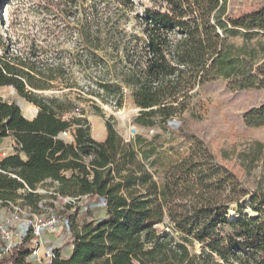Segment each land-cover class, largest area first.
I'll return each mask as SVG.
<instances>
[{"label":"trees","instance_id":"obj_1","mask_svg":"<svg viewBox=\"0 0 264 264\" xmlns=\"http://www.w3.org/2000/svg\"><path fill=\"white\" fill-rule=\"evenodd\" d=\"M154 1L136 17L139 35L117 23L105 30L111 16L103 20L95 0H46L79 24L76 33L84 48L73 63L100 71L90 84L98 89L90 93L105 101L112 96L121 108L127 89L140 108L137 123L170 126L184 117L194 91L208 82L226 79L237 89L264 87V45L259 63L258 49L228 39L240 29L246 38L264 34V6L232 15L227 0ZM118 4L120 23L134 3ZM39 55L38 50L14 53L0 32V88L14 87L39 108L27 118L18 103L0 94V138L16 142L15 153L0 160V204L21 198L19 204L40 212L45 195L38 188L47 180L54 189L46 205L74 200L66 202L62 214L72 250L65 258L54 249L51 264H264V218L245 211L246 187L201 139L169 166L159 184L136 145L125 141L109 119L107 137L99 141L73 99L42 93L78 87L79 81L71 68L66 78L63 64L44 62ZM245 122L263 125L264 104L249 110ZM66 130L74 132V142L61 138ZM258 195H251V204L264 212V192ZM232 203L237 210L230 217ZM92 205H102L105 215L81 221L80 214L90 215ZM31 240L29 225L0 264H33Z\"/></svg>","mask_w":264,"mask_h":264},{"label":"rangeland","instance_id":"obj_2","mask_svg":"<svg viewBox=\"0 0 264 264\" xmlns=\"http://www.w3.org/2000/svg\"><path fill=\"white\" fill-rule=\"evenodd\" d=\"M95 1L100 4L97 8L101 11L100 17L103 20L106 19V15L111 16L106 28L103 23L105 30L113 28L117 23L119 28H124L126 32L139 35L142 33L137 15L142 14L147 7L156 5L154 0H132L134 10H128L119 23L118 0ZM45 2L46 0H0V32L11 50L24 55H31L33 50H38L40 60L63 64L68 70L66 78L69 77V68H71V72H74L79 81L78 87L45 90L42 92L44 95H59L73 99L78 106L76 110H80L76 112L84 110V116L89 119L94 138L100 137L109 119L125 141H131L136 145L139 158L146 163L159 184H163L169 166L188 155L194 143L201 139L216 159L227 166L246 187L247 193L242 199V203L247 206L245 211L249 215L257 214L264 218V212L256 211L251 204V195L254 192L259 191V198L264 192V124L249 126L245 122V114L249 110L264 104V87L237 89L229 80L217 79L194 91L189 110L182 119H178L180 122H174L176 125L173 123L170 126L159 123L154 126L141 125L136 122L140 108L135 105L127 89L123 90L124 102L121 108L115 106V98L112 96H108L109 100L105 101L103 97L90 93L89 90L98 89L90 84L95 83V76H98L100 71L95 66L81 70L73 63L77 53L82 52L84 48L76 33L79 24L75 19L61 14L56 5L49 6ZM261 6H264V0H227V13L240 15ZM116 38L117 35L112 40L115 43ZM228 39L230 43L247 50L255 47L259 53L257 56L259 63L263 61L261 46L264 45V34H255L252 38H246L240 29L238 33L229 34ZM103 44L111 46V49L115 48L113 43L109 45L103 42ZM0 94L5 100L18 103L24 114L29 113L27 107L29 102L20 96L14 87L3 86ZM97 106L101 109H96ZM1 148L7 150V154L16 151L15 147ZM53 189L50 180L39 186L38 191L45 195L44 202L53 200L49 197ZM21 202L22 199L18 198L15 205H18L22 211H16L13 205L0 204V224H5L18 238L28 229L29 221L33 219L34 214L43 218L54 214L58 224L44 228L45 245L52 250L60 248L64 255H68L72 239L62 215L63 212H67L65 204L68 201L54 200V206L43 202L40 213L33 211L31 207L19 204ZM255 206L260 207L258 204ZM90 210V215L85 211L80 214L81 221L99 218L106 213L102 205H92ZM236 210V204L232 203L230 211L235 213ZM199 250L200 243L196 242L194 251ZM32 258V256L28 257V259Z\"/></svg>","mask_w":264,"mask_h":264},{"label":"built area","instance_id":"obj_3","mask_svg":"<svg viewBox=\"0 0 264 264\" xmlns=\"http://www.w3.org/2000/svg\"><path fill=\"white\" fill-rule=\"evenodd\" d=\"M61 138L66 141L74 142L75 136L72 130H66L61 133ZM7 156V150L0 147V160ZM65 201H74L69 198H64ZM44 200L40 203L42 207ZM45 203V202H44ZM14 206L16 211H22V209L11 203ZM40 213V212H39ZM58 224L57 218L54 214H49L48 217L43 218L42 216L34 214L32 220L29 221L31 226L32 240L30 244V250L32 259H29L33 264H51L54 258V250L46 247L45 241L43 238V230L45 227L51 226L54 227ZM22 240V235L20 237H15L9 228L5 224H0V258L12 252L13 246Z\"/></svg>","mask_w":264,"mask_h":264},{"label":"crops","instance_id":"obj_4","mask_svg":"<svg viewBox=\"0 0 264 264\" xmlns=\"http://www.w3.org/2000/svg\"><path fill=\"white\" fill-rule=\"evenodd\" d=\"M3 87V86H2ZM1 87V88H2ZM0 88V89H1ZM32 103H30L29 102V106H27L28 107V109H29V113L26 115V114H24L27 118H30V119H32V118H34L35 116H36V114H37V112H38V107L36 106V105H31ZM107 134H108V131H107V126H106V128L104 127L103 128V131L101 132V135H100V137L99 138H95V139H97V140H99V141H104L105 139H106V137H107ZM8 146H10V147H8ZM16 146V142H15V140L12 138V137H5V138H0V147H6L7 149L9 148H12L13 149V147H15ZM13 153H15V151H13V152H11V153H8L7 154V156L8 155H10V154H13ZM23 155V154H22ZM24 156V155H23ZM71 250H72V243H71ZM71 250H70V252H71ZM70 254V253H69ZM69 254L68 255H64L63 254V257H68L69 256Z\"/></svg>","mask_w":264,"mask_h":264},{"label":"bare ground","instance_id":"obj_5","mask_svg":"<svg viewBox=\"0 0 264 264\" xmlns=\"http://www.w3.org/2000/svg\"><path fill=\"white\" fill-rule=\"evenodd\" d=\"M233 216H235V215H234V213H233V212H231V213H230V217H233Z\"/></svg>","mask_w":264,"mask_h":264}]
</instances>
